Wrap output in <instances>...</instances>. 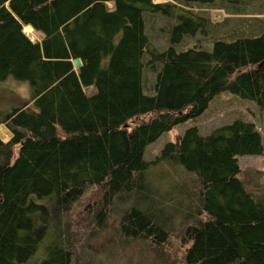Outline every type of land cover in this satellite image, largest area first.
I'll use <instances>...</instances> for the list:
<instances>
[{
  "label": "trees",
  "instance_id": "1",
  "mask_svg": "<svg viewBox=\"0 0 264 264\" xmlns=\"http://www.w3.org/2000/svg\"><path fill=\"white\" fill-rule=\"evenodd\" d=\"M224 3L0 0V82L12 76L32 90L31 107L0 116L12 133L0 138V264L26 262L47 240L36 264H102L81 246L79 230L112 222L122 243L152 249L162 264L176 263L162 250L177 224L181 264H264V188L246 187L238 160L264 151L254 122L235 120L206 136L193 126L155 160L145 156L222 92L264 109V16L214 38L212 50L199 42L179 50L208 31L198 9ZM146 15L150 25L169 21L163 48L152 47ZM26 26L42 39L33 41ZM145 69L155 74L154 95L145 91ZM91 86L97 91L86 93ZM168 171L196 177L193 198L185 186L163 191L156 178H175Z\"/></svg>",
  "mask_w": 264,
  "mask_h": 264
},
{
  "label": "rangeland",
  "instance_id": "2",
  "mask_svg": "<svg viewBox=\"0 0 264 264\" xmlns=\"http://www.w3.org/2000/svg\"><path fill=\"white\" fill-rule=\"evenodd\" d=\"M158 1V0H155ZM222 0H217L220 5ZM261 2L264 6V0H228L220 7H206L199 8V12L207 16L210 20V26L205 35L198 34L194 38L186 37L179 50H185L198 42L203 45V48L212 50L213 44L211 41L214 38H224L234 33V29L240 28L248 23V20L253 19L257 14L262 12ZM112 6V4H110ZM159 18L163 16L158 14ZM146 32L151 38L152 47H161L167 45L168 39L171 37L169 30L170 23L166 19H154L150 25V20L146 15ZM243 24V25H242ZM250 26V25H249ZM27 27V26H26ZM32 28V27H31ZM33 29V28H32ZM239 30V29H238ZM25 31V30H24ZM33 41H40L41 34L34 32H25ZM198 39V41H197ZM147 59V55L145 56ZM145 60V59H144ZM155 74L154 72L145 69L144 71V88L145 91L151 93L154 87ZM86 93L91 94L97 91L95 86L87 87L84 89ZM155 94V90L151 95ZM32 90L28 82L18 81L12 76L6 81L0 82V116L6 115L17 107L29 108L32 105ZM152 117V114L137 116L130 120L124 127L132 129L135 125L142 121H147ZM235 120H245L254 122L258 130L263 136L264 145V109L256 102L242 99L230 92H222L218 94L210 103L208 109L197 117L185 123L179 124L169 131L163 133L156 141L151 143L146 148V159L149 161L155 160L161 153L163 147L169 143L174 142L178 136H181L185 131L193 126H197L201 135H210L214 130L224 125L233 123ZM11 136V131L5 124L0 126V137L7 140ZM16 148V152H17ZM239 165L242 170L241 179L246 187L254 192H259L264 188V151L261 155H246L238 158ZM161 170V169H159ZM159 170L153 171L156 174ZM159 172V174H163ZM259 172V173H258ZM166 173V172H165ZM175 176L170 180H159L161 188L167 190L172 187L178 189L185 186L183 189L187 198H193L191 195L197 192L198 181L194 175L187 174L183 171L177 174L168 171L167 175ZM258 176V178H256ZM184 184V185H183ZM186 191V192H185ZM183 194V192H177ZM177 203V202H176ZM177 205V204H176ZM177 207V206H176ZM116 223V222H115ZM111 223L106 229H96L95 227L80 229L79 234L82 238V247L89 248L102 264H162L158 255L150 248L145 247L140 243H122L117 236L118 225ZM178 223V222H176ZM175 230L171 234L168 245L163 248V255L165 259L176 261L175 264H181V253L183 248H186L181 242V228L179 224L175 225ZM48 241V240H47ZM44 241L38 247L37 252L24 263L17 264H36L44 257V248L47 244Z\"/></svg>",
  "mask_w": 264,
  "mask_h": 264
},
{
  "label": "water",
  "instance_id": "3",
  "mask_svg": "<svg viewBox=\"0 0 264 264\" xmlns=\"http://www.w3.org/2000/svg\"><path fill=\"white\" fill-rule=\"evenodd\" d=\"M73 63L76 70H80L83 66V62L80 58L75 59Z\"/></svg>",
  "mask_w": 264,
  "mask_h": 264
},
{
  "label": "crops",
  "instance_id": "4",
  "mask_svg": "<svg viewBox=\"0 0 264 264\" xmlns=\"http://www.w3.org/2000/svg\"><path fill=\"white\" fill-rule=\"evenodd\" d=\"M154 2H166V1H169V0H158V1H155V0H153ZM111 4V3H110ZM109 4V5H110ZM112 6H113V4H112ZM1 126V125H0ZM1 138V137H0ZM12 138V133H11V136L10 137H8V139L7 140H5V139H3V138H1L3 141H5V142H7V141H9L10 139Z\"/></svg>",
  "mask_w": 264,
  "mask_h": 264
},
{
  "label": "bare ground",
  "instance_id": "5",
  "mask_svg": "<svg viewBox=\"0 0 264 264\" xmlns=\"http://www.w3.org/2000/svg\"><path fill=\"white\" fill-rule=\"evenodd\" d=\"M25 32H31L33 29L31 28V26H27L24 28Z\"/></svg>",
  "mask_w": 264,
  "mask_h": 264
}]
</instances>
